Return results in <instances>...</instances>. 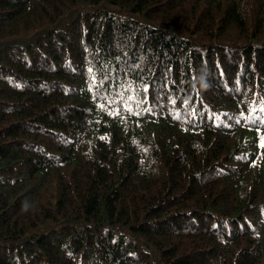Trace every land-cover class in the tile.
<instances>
[{"label":"trees","instance_id":"1","mask_svg":"<svg viewBox=\"0 0 264 264\" xmlns=\"http://www.w3.org/2000/svg\"><path fill=\"white\" fill-rule=\"evenodd\" d=\"M0 264H264V0H0Z\"/></svg>","mask_w":264,"mask_h":264}]
</instances>
